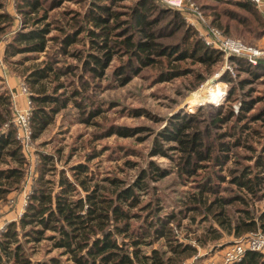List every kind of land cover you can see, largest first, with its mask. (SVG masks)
<instances>
[{"label": "trees", "instance_id": "1", "mask_svg": "<svg viewBox=\"0 0 264 264\" xmlns=\"http://www.w3.org/2000/svg\"><path fill=\"white\" fill-rule=\"evenodd\" d=\"M18 1L15 11L22 15L24 22L30 20L31 14L37 13L31 18L34 28L27 32L17 30L9 36L4 46L5 57L22 52H44L47 55V43L57 41L59 46L56 52L65 58L80 60L78 64L57 65L60 59H49L39 67L27 70L32 138L39 137L52 122L53 115L68 103H72L79 112L87 113L85 119L97 114L96 109L90 110L83 103V90H87L91 84L89 77L102 76L117 52L128 55L126 64L131 73L140 71L134 66L135 63L141 67L156 63L164 66L170 61L181 63L191 59L204 64L206 72L210 74V66L223 58L221 51L206 45L196 30L190 27L185 20L184 10L169 7L160 0H134L129 6L128 18L121 23L118 22L120 13L112 9V5L91 0L88 11L83 15L84 20L76 19L74 15L69 17L64 26H53L61 33L53 36H48L51 29L48 23H41L47 18L46 12L57 6L58 2H53L49 10L48 7L43 8V13L39 14L40 0ZM107 1L114 4L121 0ZM193 1L209 17L208 22L215 23L227 35L241 36L247 43L264 34V16L251 0ZM1 2L2 37L13 26L14 14L3 9ZM160 23L165 25L159 30L157 27ZM116 28L120 30L114 34L112 30ZM182 28L185 34L180 38L176 35V40L174 34ZM193 34L197 36L190 40ZM82 37L88 38L90 50H84V47L70 50L71 45L84 41ZM163 37H172V40H160ZM228 62L234 70H250L263 65L264 56L258 59L256 65L247 63L237 55H230ZM171 71L166 74H172L168 77L180 75L179 68ZM86 72L89 77L85 76ZM187 72L189 70L181 73ZM120 73H124V66ZM232 77L230 71L225 69L221 79L231 84ZM127 79L128 76H125L123 81ZM202 79H205L204 76H200V82ZM43 80H47L51 86L47 88ZM234 88L230 86V91ZM59 89L62 90L58 92ZM60 95H64L63 98ZM254 102L251 99L243 104L249 110ZM207 106L215 111L208 117L202 116V112L178 113L172 116L167 127L158 131L150 155L168 157L174 163V168L169 170L153 160H147L145 166L138 167L137 176L130 181L115 174L105 176L103 180L106 183H99L93 180L87 162H78L69 166L70 175L61 169L57 179H52L54 185H48L50 179L45 178V173L50 169L47 160L52 159L53 155L40 151L37 185L27 197L24 212L18 222L10 221L6 230L0 233V264H183L189 257L196 256L197 246L181 240L176 233L175 226L180 225L182 217L195 221L199 216V222L210 220L217 225L209 226L202 237L195 236V241L203 240L202 244L219 239L222 231L235 236L258 229L264 233V209L254 212L248 206L249 200L263 188L264 153L251 164L241 165L239 172L228 169L232 177L227 181L234 184L238 191L234 195L223 194L221 185L226 178L219 172L213 175L214 180L210 175L201 179L193 186L194 190L187 194L182 216L174 211L161 213L158 197L155 202H142L141 195L148 193L145 191H148L152 181L173 171L189 181L200 175L199 171L209 167V164L221 167L229 159L227 153L230 145H236L239 138L233 143L222 140L232 135L227 134L222 126L237 113L227 108L222 112L223 104L216 106L207 103ZM12 117L11 98L7 91L0 92V199L20 187L28 165L15 137ZM211 128L220 129L213 133L218 137L215 142L210 140ZM120 132L131 135L126 128ZM169 151L173 154H169ZM125 162L130 166L137 165L134 161ZM55 184L58 189H55ZM234 205H237L233 210L238 213L236 216L229 211V207ZM47 231L50 234L46 235ZM207 233H210L208 237ZM43 238L49 239L53 248L61 249L60 255H65V259L51 256L47 260L34 261L26 244ZM159 239H163L162 243L167 246L165 250L152 246ZM142 246H150V249L144 251ZM232 264H264V253L247 249L240 260Z\"/></svg>", "mask_w": 264, "mask_h": 264}, {"label": "rangeland", "instance_id": "2", "mask_svg": "<svg viewBox=\"0 0 264 264\" xmlns=\"http://www.w3.org/2000/svg\"><path fill=\"white\" fill-rule=\"evenodd\" d=\"M1 1L2 8L10 10L14 14V24L9 29L6 28V30H10L9 32L7 30L6 34L0 36V92L7 91L9 96L11 92L17 95L22 82H25L29 87L26 76L27 70L32 67H39L49 59H60L56 63L57 65H65V63L78 64L80 62V60L71 57L65 58L59 52H56L55 50L59 46L57 41L47 43V55L44 52H22L5 57L4 46H6L9 36L17 30L27 32L34 28L31 18L37 13L31 14L30 20L27 19V22H24L22 15L15 11L16 5L19 4L18 0ZM90 1L40 0L39 14L43 13V8L48 7L49 10L53 2H58L57 6L46 12L47 18L41 23L42 25L48 23V27L51 28L48 36L61 34L53 26H64L66 20L73 15L76 19L82 20L83 15L89 9ZM100 1L112 5L111 8L120 13L118 22L121 23L128 18L127 12L130 11L129 6L134 0H121L114 4H110V1L107 0ZM208 20L209 17L206 16V22L198 23L197 28L191 25L189 21L186 22L202 38L199 32H206L207 24L216 26L215 23L210 24ZM23 24L25 25L23 26ZM164 25L165 23H160L157 28L160 30L161 26ZM119 30L116 28L112 32L117 34ZM162 30L165 31L166 29ZM184 34L182 28L174 34L175 39L177 40L176 35L180 38ZM81 35L84 36V33H81ZM197 35L193 34L190 40ZM232 35L244 41L243 37ZM82 38L84 41L71 45L69 49L84 47V50H90L88 38ZM160 40H172V37H163ZM247 43L263 45L260 38H252ZM120 52L112 57L102 76L90 78L89 74L85 73L91 84L87 90H83L81 98L87 108H90V110L96 109L97 114L95 116L85 119V117H88L87 113L79 112L72 103H68L66 107L59 109L53 115L52 122L41 132L39 137L32 138L31 155L28 156L30 160H27L28 165L22 184L18 189L11 190L4 199H0V233L6 230V226L10 221L15 220L18 222L24 212L27 197L37 185L36 178L39 174L41 160L40 151L53 155L52 159L47 160V166L50 169L45 173V178L50 179L48 185H54L52 179H57L61 169H64L66 174L70 175L69 166L78 162H87L92 171L93 180L99 183H106L107 181L103 178L115 174L130 181L137 176L138 167L145 166L147 160H153L169 170L174 168V163L168 157L150 155L158 131L165 126L167 127L172 116L178 113L183 115V113L202 112V116L208 117L211 112L215 111L212 107L207 106V103H213L216 106L223 104L222 112L227 108L233 109L237 113L236 117H233L231 121L222 126L227 134H232L223 137L222 140L233 143L235 139L239 138L236 145H230L227 153L229 159L221 167L217 164H209V167L199 171L200 175L188 179L189 181L185 176L182 178L173 171L157 181H152L148 191H145L148 193H142L141 195L143 203L153 202V200L155 202L156 197H158V204L162 207L161 213L174 211L181 216L187 194L194 190L193 186L197 185L201 179L210 175L214 180L213 175L219 172L226 178L221 185L224 188L223 194L227 196L234 195L238 191L234 184L227 181L232 177L228 173V169L238 170L237 172H239L242 168L241 165L251 164L264 153V64L254 66L250 70L233 69L234 74L230 71L233 76L231 85L221 79L226 69L224 68L223 58L222 61L210 66V69H212L210 74L206 72L207 69H205L204 64L193 62L191 59L181 63L170 61L164 66H159L160 63H156L153 66L141 67L135 63L134 66L140 68V71L131 73L132 70L126 64L128 55H120ZM28 57L30 58L28 59ZM122 66H124V73H120ZM178 68L180 69V75L172 77H168L172 74L166 75L171 73V70H177ZM184 70H189V72L182 74L181 72ZM11 76H14L16 83L14 78H10ZM125 76H128V79L123 81ZM200 76L205 78L201 82ZM63 78L61 77V79ZM210 79H213V81L209 82ZM43 82L47 88L51 86L47 80H43ZM197 84L199 85L196 87ZM214 86L217 87L216 93L215 90H211L215 95L207 101L203 98L204 92L206 89L214 88ZM230 86H234V90L231 89L230 91ZM61 90L59 89L58 92ZM196 94H200V96H197L195 103H193L189 98ZM64 95H60V98H63ZM14 99L16 101V96ZM251 99L255 101L254 105L247 110L243 103ZM24 102L26 104V101ZM24 102L17 106L23 108ZM88 119L89 121H87ZM124 128L128 129L131 135L118 133V131H124ZM218 131L217 129H210V140L214 142L215 138L216 141L218 140V137L213 136V133ZM169 154H173L172 151H169ZM86 157H89V159L87 160ZM127 160L134 161L137 165L130 166L125 162ZM55 189H58L56 184ZM248 206L254 212L264 209V182L263 188L257 196H253V199L249 200ZM234 208H237V205L229 207V211L236 216L238 213L233 211ZM200 218L198 216L195 221H192L190 217H182L180 225H174L181 240L197 246V257H194V254L183 264H213L219 259V256L215 259L214 250L220 249L223 245L252 232L249 231L235 236L222 231V237L219 239L209 240L202 244L203 240L195 241V236L202 237L209 226L217 225L210 220L199 222ZM45 234L48 235L50 232L47 231ZM209 234L207 233V237ZM19 238L20 241H23L22 237ZM162 241L163 239H159L152 246L165 250L167 246ZM26 246L34 261L47 260L51 256H59L61 259H65V255H60L61 249L53 248L51 241L47 238L27 243ZM150 246H142V250H149ZM210 253H212L210 256L215 257L207 260Z\"/></svg>", "mask_w": 264, "mask_h": 264}, {"label": "built area", "instance_id": "3", "mask_svg": "<svg viewBox=\"0 0 264 264\" xmlns=\"http://www.w3.org/2000/svg\"><path fill=\"white\" fill-rule=\"evenodd\" d=\"M167 6L185 11L189 16H192L190 22L194 27H198L197 24L201 22H206V16L202 10L199 9L198 5L193 0H161ZM256 6L263 7L264 0H251ZM201 34L204 43L210 47H213L221 51L224 60V68L234 74L232 65L228 62V57L230 55H237L243 57L245 61L251 65H255L258 59L264 56V43L263 45H254L244 42L242 39L227 35L222 32V30L216 26H210L207 24V30ZM209 92V90H207ZM203 95V98L211 100L213 98L212 94ZM19 93L26 96V104L23 108L18 107L15 101L14 93H10L11 104H12V121L14 127L15 137L18 140L23 154L26 156L27 160L29 155H31V145H32V132L30 126V114H31V101H30V91L29 87L25 82H22L19 86ZM255 250L264 253V233L260 230L252 231L251 233L244 235L238 239H235L222 246V257L219 264H232L233 262L240 260L243 256L245 250ZM197 257V255H196Z\"/></svg>", "mask_w": 264, "mask_h": 264}, {"label": "crops", "instance_id": "4", "mask_svg": "<svg viewBox=\"0 0 264 264\" xmlns=\"http://www.w3.org/2000/svg\"><path fill=\"white\" fill-rule=\"evenodd\" d=\"M257 8H258V10H260V12L262 13V15L264 16V6L263 7H258L257 6ZM184 17H185V19H186V21H187V17H190L188 20H192V16H189L187 13H185V15H184ZM260 41L262 42V43H264V34H262L260 37ZM10 78H14V76H11ZM14 82L16 83V79L14 78ZM16 96V102H17V104H18V106L19 105H21V104H23V102L24 101H26V96L25 95H23V94H21V93H18L17 95H15ZM24 104H25V102H24ZM215 251V253H214V255L216 256H210L212 253H210L209 255H208V258H207V260L208 259H210V258H214L215 257V259L219 256V259H218V261H216L215 263H213V264H219L220 263V260H221V257H222V250H221V248L220 249H216V250H214ZM218 253V254H217ZM194 257H196V256H194Z\"/></svg>", "mask_w": 264, "mask_h": 264}, {"label": "bare ground", "instance_id": "5", "mask_svg": "<svg viewBox=\"0 0 264 264\" xmlns=\"http://www.w3.org/2000/svg\"><path fill=\"white\" fill-rule=\"evenodd\" d=\"M219 87V86H218ZM221 87V86H220ZM211 88V87H210ZM219 89V88H218ZM221 89V88H220ZM211 90H215V93H216V90H217V87H215L214 86V88H212V89H209V92H207V89L205 90V92H204V94H206V92H207V95L208 94H212V95H215V93L213 92V91H211ZM198 93H199V91H198ZM218 93H219V91H218ZM221 95V94H220ZM219 95V96H220ZM197 96H200V94H196L195 96L193 95V96H191L190 98H189V100L191 101V102H193V103H195L194 101H195V98L197 97ZM222 96V95H221Z\"/></svg>", "mask_w": 264, "mask_h": 264}, {"label": "water", "instance_id": "6", "mask_svg": "<svg viewBox=\"0 0 264 264\" xmlns=\"http://www.w3.org/2000/svg\"><path fill=\"white\" fill-rule=\"evenodd\" d=\"M213 81V79H210V81L209 82H212Z\"/></svg>", "mask_w": 264, "mask_h": 264}]
</instances>
